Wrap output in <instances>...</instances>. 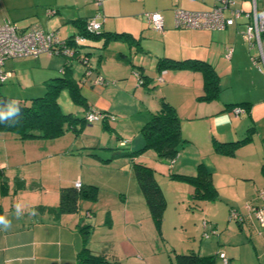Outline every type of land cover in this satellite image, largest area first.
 <instances>
[{"label":"crops","instance_id":"0c3cea01","mask_svg":"<svg viewBox=\"0 0 264 264\" xmlns=\"http://www.w3.org/2000/svg\"><path fill=\"white\" fill-rule=\"evenodd\" d=\"M20 1L22 2V0H0V21L10 20L22 29L37 25L45 31L49 30L47 24L46 27H43L44 20L42 22H33L32 20L30 23L16 21L29 17L27 14L13 11L16 10V6H19ZM29 1H35V6H37L39 0ZM231 2L232 6L225 11L227 16L231 9L246 12H250L252 9L251 0H231ZM217 4V0H175L171 4L169 15L158 11L163 17L162 31L154 30L147 24L144 14L149 11L142 15L124 13L123 5L126 6V4H123L121 0H102L100 6L95 5V0H48L47 3L41 5V8L47 6L46 12L50 9L54 10V14L51 16L45 13L46 18L59 14V17L55 18V24L71 25V34L64 39L79 33L80 29L73 22L91 18L94 7L97 10L101 8L105 17L101 22V32L126 34L129 39H132L112 41L105 47H102V39L98 41L86 40L84 45L88 44L98 51L102 50L99 54L96 51L97 67L93 68V64L91 65L89 62L88 68L94 75L103 78L105 85L81 82L85 67L81 76L77 78L80 85L86 91L89 90L90 97H85V101H88L87 108L106 112L109 115H119L122 125L120 127L117 125L115 130L120 129V134L128 137L122 139L119 134L115 133L120 147H128L129 152L140 150L143 147L144 140L142 135V138L139 136L140 130L151 115L159 110L163 101L176 109L181 121V134L191 144L193 151L200 149L212 139L223 143H225L224 141L241 140L252 128L251 141L237 148L233 156H225L214 150L213 153L202 155L199 164H202L214 184L216 175L218 183L223 175L228 176L229 171L225 170L223 165L235 161L239 169H237L234 179L247 181L248 185L247 196L243 197L245 201L236 204V210L240 212L243 219L240 222L234 220L236 227L229 224L230 226H226L224 232L220 234L217 241V262L223 264L219 256L220 253H223L228 259V264H264V225H261L256 216L246 211L244 207L246 205L264 207V201L258 196L260 191H264V174L261 173V166L264 164V141H262L264 139V70L260 71L258 69L260 65L253 64L251 56L256 54V50H249L242 38V33L249 20L242 16L236 19L233 25L223 30L176 28L173 20L175 8L204 12L210 11ZM255 4L257 10H264V0H255ZM53 5L59 6L60 10L50 7ZM143 8L145 10V6ZM35 13V16L39 15L38 11ZM160 59L206 62L218 77L219 92L217 97L210 101L197 100L203 94L202 73L191 69L175 68L161 71L158 68ZM7 61L10 62L8 67H6ZM64 62V58L59 55L47 54H41L35 58L8 59L4 63V70L10 72L11 76L5 83L11 80L19 82L22 78L23 67L28 64L31 73L39 74L38 77H31L32 82L38 80L45 84L50 79L64 76V72H66L65 70L63 72ZM72 65L70 68L73 76ZM135 73L144 77V85L136 86ZM157 78H162V81L158 82ZM110 81L113 82L111 87L107 84ZM115 81H123V83L116 85ZM120 95L126 101H134V107L137 108L138 119L134 129L138 133L132 136V139H129L131 138L129 132L125 131L127 133L124 134L121 130L129 119L125 117L127 116L126 105L117 104ZM8 98L11 101L13 99V97ZM19 103L27 105L29 102L20 101ZM235 105L240 106L244 112L235 116L232 113ZM199 108L204 110L202 115L198 114ZM199 120L200 122H194ZM91 124L88 126L91 127ZM102 125L104 126V124ZM107 125L109 127L110 124ZM217 135H228L229 139H216ZM48 140L50 139L24 141L17 139L12 133L0 132V167L6 164L7 169L15 170L11 175L8 171L5 173L3 171L0 175V217L11 222L7 228L0 224V264H76V254L83 245L82 238L77 231L80 218L71 214L54 218L47 212L36 211L35 208L57 206L59 190L62 186L71 187L77 181L81 186H101V184H109V182L115 184L117 176L114 172L124 171L125 165H130L133 177L132 162L139 160L138 157L133 161L128 158V161H123L122 164H113L102 163L91 158L84 163L83 160L81 161L80 155H75L78 151L77 147L74 148L75 143L72 142L69 145L71 147H57L56 144H45L44 141ZM27 142L31 143L28 144V151L25 149ZM123 142L124 144H122ZM18 143H23L21 150H18ZM185 147L188 146L185 145ZM82 148H87L85 150L90 153L96 149L94 144ZM54 157H58L61 164L65 160H74L78 157L79 164H75V167H79L77 168L78 172L70 173L71 171H69L64 179L58 176L56 184L53 179L56 163L53 160ZM182 157L184 154L175 164L176 174L195 175L182 172L185 168V164H180ZM51 166H53L51 169L53 173L50 170L46 173L45 170L48 167L52 168ZM110 172L113 173L112 178L108 174ZM92 173L93 176L95 174L98 176L93 177ZM130 178L128 176V179ZM2 179L7 182V188L4 191L1 189ZM62 180L63 183H61ZM19 182L23 184V189H18ZM136 185L137 190H133L134 197L141 200V191L138 184ZM39 191L43 193L42 196H38ZM124 196L128 199L127 194ZM103 198L102 201L106 202L107 200H103ZM100 199L99 195L97 201H101ZM126 199L119 204L117 213L121 217L123 225L129 226L133 233L141 226L139 209H142V206L140 203L129 205ZM97 201L94 203L96 207H98ZM17 206H19V215ZM91 208L94 207L90 206L86 210V214L90 213L92 217L94 214ZM107 244V241L103 239L98 245L91 246L89 239L87 246L93 252H104L109 256L106 251ZM121 244L128 255L135 257L139 253L138 248L133 246L131 241L123 239Z\"/></svg>","mask_w":264,"mask_h":264},{"label":"rangeland","instance_id":"374dc122","mask_svg":"<svg viewBox=\"0 0 264 264\" xmlns=\"http://www.w3.org/2000/svg\"><path fill=\"white\" fill-rule=\"evenodd\" d=\"M173 1L175 0H121L123 4H126V6L123 5L124 13L130 15H142V13L148 11H161L162 13L169 15L171 13L170 8ZM47 2L48 0H39L37 2L38 5L36 4L37 6H35V1H20L18 3L19 6H16V10L13 11L27 14L29 15V17L25 20L16 21L20 23L22 21H26L27 23H30L32 22V20L33 22H42L44 20V24H42L43 27H46V24L49 27V30L46 31H55L56 29H58L56 31L58 37L60 39H64L69 34H71L70 30H72V27L68 24H55V18H57V16L59 17V14L51 18H46L44 14L46 13L45 9L47 6L41 8V5H44ZM144 6L145 10H143ZM50 7L60 10L59 6L53 5ZM37 11L39 12V15L37 14L35 16V12ZM96 14H100V17L98 18L99 22H102L105 19L101 8L97 10L94 7L91 17H94ZM86 40L88 41L89 39L86 38ZM96 51L99 54V52H101L102 50L100 49V51H98L96 48H93V46L88 44H82V46H80V53L82 55L90 53L87 57L91 65L93 64V68L97 67L95 61V56L97 53ZM6 63V67H8L10 62L7 61ZM72 64L73 77L76 80L81 76V73L84 70V66L76 60H74ZM258 64L262 69H264V64H262L261 62H258ZM38 75L39 74H37V72L31 73L30 66H28V64H25L22 71V78H20L19 82L11 80L8 83L2 84L0 86V94L6 97H13L12 102L14 103H19L20 101L29 102L30 99L41 97L46 92L45 85L38 80V82H32L31 78H35L36 76L38 77ZM77 82H79L78 79ZM110 83L107 82L110 87L113 86V82L110 81ZM115 83L116 85H118L120 83H123V81H115ZM79 89L81 95L84 98L86 96L90 97L89 90H87V92L86 89H84V87L80 85V83ZM122 97L121 95L118 97L119 100L117 101V104L126 105L125 111L127 116L125 117H127L129 120L126 122V124H124L121 130L124 134L129 132L131 135V138L129 139H132V136L138 133L134 129V126L137 125L136 122L138 119V114L136 113L137 108L134 107V101H126ZM87 102L88 101H86V103ZM58 103L61 111L65 114L70 113L77 117H82L84 115L85 108L82 106V104L74 102L67 90L61 91L58 96ZM202 111L204 112L202 108H199L198 114L202 115ZM111 116L114 117V121L110 122L108 128H105L101 122H94L93 124H91V127H89L88 124L85 125L82 131L75 133V131H73L72 129H67L60 137L44 142H46L45 144H56L57 147H71L69 145L72 142L75 143L76 146H74V148H78V151L75 153V155H80L79 157L81 158V161H84V163L91 160V158L97 159L99 161L100 159L107 160L112 155V149L115 148H118L119 152L126 153L128 152V147H120L119 141H117L115 134H119L122 139L128 138L127 136L120 134V129L115 130V127L117 125L119 127L122 125V121L119 118V115ZM194 122H200V120ZM76 127L77 130L81 129L80 124H76ZM139 134L140 138H142L141 133ZM216 137H218L216 139H229L227 138L229 137L228 135H217ZM213 140L214 139H212L211 142H206V144H204L200 149H195L194 151L192 150L193 147L191 146V144H186V146L188 147L182 149V151L175 159V161L172 162V164L167 160L158 159L156 153L151 149L144 151L141 155L138 156V163L146 165L147 167L153 169L154 177L164 197L165 209L159 228H157L152 221L142 194L140 196L141 200H138L134 197L133 190H137V183L134 174L133 177L131 176L132 173L129 168L130 165H125L126 168L124 169V171L118 173L113 171L117 176L115 178V184L109 182V184H101V186H96L98 189L97 199L99 195L101 196V201L98 202L96 200L98 202V207H96L94 204L96 201H80L78 212L71 214L72 216L80 218L83 223L89 224L91 226L89 237L91 246H94V244L98 245V243L104 239V241H107L108 243V248L106 250L107 253H109L108 259H115L119 262V264H175V254H216L218 247L217 241L220 234L224 232L226 226H228L229 224L231 226H235L234 220L230 218L229 210H236V204L238 205L239 203L244 202L245 200L243 199V197H246L248 192L247 181L244 182L234 179L236 175L235 173L237 169H239L237 162L230 161L223 165L225 170L229 172L228 176L223 175L221 177L219 183L217 182V175L215 176V183L212 184L216 189L217 199L213 201L193 200L190 197L191 187L189 184L184 181L170 179V173H177L176 171H174L175 164L179 162L181 155L183 156V154L184 157H182V161L180 162V164H185V168L184 170H182V172L186 174H196L198 165L199 163H201V156L214 152L216 143L215 140ZM22 144L23 143H18V150L22 149ZM25 144H27L25 145V149L26 151H28V144L31 143L27 142ZM90 144H94V146L96 147V149L93 150L92 153H90L88 150H85L87 148H82L83 146L87 147ZM80 145L81 148H79ZM27 154L29 155V153ZM90 154L91 156L87 157V155ZM106 155H108V158H106ZM54 158L55 159L53 160L56 163L55 177L53 179L56 184L58 183V176L64 179L69 174V171H71L70 173L78 172L77 168L79 167H75V164H79L78 157H76V159L74 160H65L62 162V164L59 161L58 157ZM123 161H128V157L120 155L116 158H113L108 163L122 164L124 163ZM60 165L61 167L59 168ZM51 167L52 168L48 167L45 172L47 173L48 170L52 172L51 169H53V166ZM86 168H84V170H86ZM3 171L4 173L8 171V173H10L11 175L14 174L15 170L7 169L6 164H4L0 167V175ZM108 174L110 175V178H112L113 173L110 172ZM97 176L98 175L95 174L93 177ZM128 176L129 178L131 176L132 179H128ZM63 182L64 181L62 180L61 183ZM217 185L219 187L218 189ZM42 194L43 193L39 191L38 196H42ZM126 194L128 195V199H126L124 196ZM102 197H104L103 200L107 201H102ZM125 199L129 205H132L133 203H140V205L142 206V209H139L141 226L139 230L135 229L133 233L131 232L129 226L126 227L123 225L122 219L117 213L119 204ZM89 205L91 207H94L91 208V211L94 214L92 217L91 214L90 216H86V210L90 207ZM95 208L98 209L96 210ZM146 224L148 225L147 227ZM123 239L127 240L128 242L131 241L132 245L138 248L139 253L135 257L128 255V252H125V250H123L121 244V242H123ZM216 264L219 263L216 262Z\"/></svg>","mask_w":264,"mask_h":264},{"label":"trees","instance_id":"16d2710c","mask_svg":"<svg viewBox=\"0 0 264 264\" xmlns=\"http://www.w3.org/2000/svg\"><path fill=\"white\" fill-rule=\"evenodd\" d=\"M84 21H74L75 25L80 29L79 33L74 34L66 39L65 42L75 35H82L87 39L94 41L103 40L102 47L107 46L112 41L117 40H132L126 34H117L109 32H101V29L93 34H88L85 31ZM102 25V23H101ZM140 49V48H139ZM82 55V54H81ZM86 55V54H84ZM71 62H64V76L50 79L45 82L46 92L41 97L30 99L29 103H14L8 97L0 94V108H7L9 105L19 107V116L13 122L0 123V132H8L15 135L19 140L29 139H55L63 135L67 129H72L75 133L82 131L83 127L88 123L85 120L86 113L91 109L87 108L85 98L81 95L79 82L71 75ZM89 60L83 64L88 68ZM159 70L168 68L175 69H191L200 71L203 75V94L197 98L199 101H210L217 97L219 88L217 85V74L213 71L209 64L203 61L184 60L173 61L160 59L158 62ZM89 69V68H88ZM138 79L142 80V85L145 84L144 77L137 74ZM84 74L81 79L83 82ZM2 85V84H1ZM0 85V86H1ZM141 85V86H142ZM67 90L74 102L82 104L86 109L82 117L74 116L73 114H65L61 111L58 96L61 91ZM240 107L238 105L233 106ZM107 114L106 112H101ZM109 115V114H107ZM105 128L110 124L105 119L101 121ZM76 124H80L81 129L77 130ZM140 133L144 140V145L140 150L132 152H119L118 149H112V155L107 160H101L102 163H108L113 158L120 155L127 156L131 161L141 155L144 151L153 150L158 159L174 162L182 149L188 143L181 134L180 118L176 109L169 103L163 101L159 110L153 113L150 119L142 126ZM253 130L250 128L246 136L234 142H217L214 150L216 153L233 156L235 150L240 146L249 143L252 139ZM214 141V140H213ZM264 141V139H262ZM132 170L141 194L147 205L149 215L156 225L160 227L162 215L165 209V201L162 191L154 177L153 169L138 162H132ZM261 173L264 174V164L261 166ZM170 179L184 181L191 187V198L197 201H213L217 199V192L212 184L210 175L205 171L202 164L198 165L197 173L193 176L170 173ZM18 189H23V184L19 182ZM7 182L2 179L1 189L6 190ZM98 189L94 185L62 187L59 190V203L55 207L38 206L35 208L38 212H47L54 218H59L65 214H74L78 212L80 201H96ZM234 209H230L233 211ZM236 211V210H234ZM238 212V211H237ZM240 213V212H238ZM1 215V210H0ZM87 216V214H86ZM90 216V213H89ZM77 231L82 238V247L76 254V264H119L115 259H108L106 253H97L90 250L87 246L91 226L83 223L81 219L77 224ZM108 247H106L107 250ZM106 252V251H105ZM175 264H216L217 254L214 255H199L195 253L175 254Z\"/></svg>","mask_w":264,"mask_h":264},{"label":"built area","instance_id":"2783aa9c","mask_svg":"<svg viewBox=\"0 0 264 264\" xmlns=\"http://www.w3.org/2000/svg\"><path fill=\"white\" fill-rule=\"evenodd\" d=\"M102 0H95V5L100 6ZM218 4L210 11L192 12L181 8H175L173 13L174 25L176 28L194 29V30H223L234 24V21L242 16L246 17L249 22L242 33V38L248 45L249 50H256V55L251 56L253 64L259 65L258 62L264 64V10H257L255 0H251L252 9L250 12L239 9H231L229 15H225V11L232 6L231 0H217ZM47 15L54 14V10H47ZM100 14L87 19L85 23V31L93 34L101 29V22L98 21ZM147 24L154 30L162 31L164 27L163 17L160 12L154 11L144 14ZM86 37L82 35L73 36L69 42L60 39L56 31H45L37 25L27 28H20L15 22L10 20L0 21V85L4 84L11 76L10 72L4 70V63L8 59H19L24 57H38L41 54L59 55L68 63L76 60L82 65L88 61L87 55H81L80 46L84 44ZM257 56V57H256ZM260 71L264 69H260ZM136 86L142 85V80L138 79L137 73ZM158 82L162 78H157ZM83 82H90L93 85H105L103 78L94 75L91 69L86 67L84 71ZM241 107H234L232 113L237 116L243 113ZM114 121L111 115H105L101 111L91 108L85 115L88 123ZM124 144V142L122 143ZM75 188H80V182L74 183ZM259 198L264 201V191H260ZM246 211L253 213L264 225V207H254L252 205L245 206ZM230 218L240 222L243 216L237 211H230ZM89 216V213H87ZM223 264H228V259L223 253L219 254Z\"/></svg>","mask_w":264,"mask_h":264},{"label":"clouds","instance_id":"9594fccd","mask_svg":"<svg viewBox=\"0 0 264 264\" xmlns=\"http://www.w3.org/2000/svg\"><path fill=\"white\" fill-rule=\"evenodd\" d=\"M19 107H13L9 105L6 109L0 108V123L13 122L15 118L19 116ZM17 214L19 215V206H17ZM10 221L6 220L4 217H0V224H3L5 228L10 226Z\"/></svg>","mask_w":264,"mask_h":264}]
</instances>
